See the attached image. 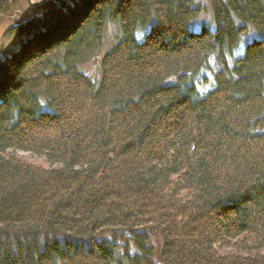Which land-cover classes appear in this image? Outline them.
Segmentation results:
<instances>
[{"label":"trees","instance_id":"obj_1","mask_svg":"<svg viewBox=\"0 0 264 264\" xmlns=\"http://www.w3.org/2000/svg\"><path fill=\"white\" fill-rule=\"evenodd\" d=\"M205 2L197 32L195 0H46L7 32L0 264H264V0Z\"/></svg>","mask_w":264,"mask_h":264},{"label":"rangeland","instance_id":"obj_2","mask_svg":"<svg viewBox=\"0 0 264 264\" xmlns=\"http://www.w3.org/2000/svg\"><path fill=\"white\" fill-rule=\"evenodd\" d=\"M38 2L39 0H32ZM196 3L201 4L203 7V12L192 22L191 30L197 32L200 30L202 25H211V8L205 0H195ZM18 16L20 17L21 21L24 22L28 18L37 16L40 13L39 9H32L28 6L26 1H22L19 6H17ZM15 16V13H10L6 17L0 20V54H6L12 49H14L18 43H20L23 39H25V35H18V34H10L7 33L12 28V23L10 22L9 18ZM201 27V28H200ZM118 36V28L115 25H109L106 28L103 44L98 51L97 55L94 56L91 60H89L86 64L81 66V70L89 75L91 78L96 79L98 77V64L100 57L106 53L112 45L115 43L116 38ZM256 33L249 29L248 34L243 38L242 43L240 44V49L235 52V55L240 53L239 51L243 50L244 42H248L253 38H256ZM243 45V46H242ZM209 68H214L213 62L209 63ZM214 70V69H213ZM202 74L206 76L207 82L200 85L201 91H205L210 88L212 83L211 81V73L209 71H203ZM199 78H202L200 75ZM199 91V90H198ZM200 92V91H199ZM23 157H28L25 154H19Z\"/></svg>","mask_w":264,"mask_h":264},{"label":"water","instance_id":"obj_3","mask_svg":"<svg viewBox=\"0 0 264 264\" xmlns=\"http://www.w3.org/2000/svg\"><path fill=\"white\" fill-rule=\"evenodd\" d=\"M46 0H39L38 2L32 1V0H26L29 7L32 9H38L40 8ZM10 22L12 23V28H18L22 25V21L19 16H13L9 18Z\"/></svg>","mask_w":264,"mask_h":264}]
</instances>
